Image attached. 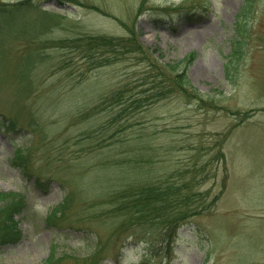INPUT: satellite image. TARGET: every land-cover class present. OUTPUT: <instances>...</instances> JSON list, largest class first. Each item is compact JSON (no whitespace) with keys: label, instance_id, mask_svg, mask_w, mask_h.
Segmentation results:
<instances>
[{"label":"rangeland","instance_id":"rangeland-1","mask_svg":"<svg viewBox=\"0 0 264 264\" xmlns=\"http://www.w3.org/2000/svg\"><path fill=\"white\" fill-rule=\"evenodd\" d=\"M245 2L0 0V264H264V0ZM146 183L185 218L124 215Z\"/></svg>","mask_w":264,"mask_h":264},{"label":"trees","instance_id":"trees-1","mask_svg":"<svg viewBox=\"0 0 264 264\" xmlns=\"http://www.w3.org/2000/svg\"><path fill=\"white\" fill-rule=\"evenodd\" d=\"M248 4L249 0H247V2H245V6L240 9L238 16L242 15L244 17L247 15ZM98 44L101 45L103 43L98 42ZM191 61V56L185 57L179 62L178 66L182 65L185 68L189 63H191ZM180 75L184 76L183 73ZM174 192L172 187L169 185L162 188L154 183L138 185L134 188V191L127 202L126 197L129 194L127 196H122L125 199L120 201L118 205L119 210H121L124 215H127L137 221L150 219L153 221L160 220V223L164 221L170 224L172 222L183 220L185 218V211L175 210V206H173L174 200H177L175 198H171V195H174ZM0 197H4V195L0 193ZM180 197L185 198L187 196L182 195ZM4 205L5 204H0V212L4 211ZM11 222H13V220H11ZM12 230H15L16 232L19 231L17 226H15Z\"/></svg>","mask_w":264,"mask_h":264}]
</instances>
